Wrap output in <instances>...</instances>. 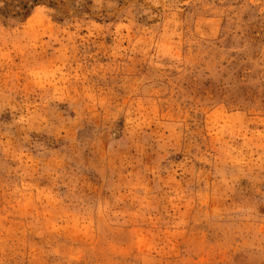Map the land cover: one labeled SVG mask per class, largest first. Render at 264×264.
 <instances>
[{"label":"rangeland","instance_id":"rangeland-1","mask_svg":"<svg viewBox=\"0 0 264 264\" xmlns=\"http://www.w3.org/2000/svg\"><path fill=\"white\" fill-rule=\"evenodd\" d=\"M0 264H264V0H0Z\"/></svg>","mask_w":264,"mask_h":264},{"label":"trees","instance_id":"trees-1","mask_svg":"<svg viewBox=\"0 0 264 264\" xmlns=\"http://www.w3.org/2000/svg\"><path fill=\"white\" fill-rule=\"evenodd\" d=\"M25 9H26V8H25ZM17 15H19V16H20V15H21V13H18Z\"/></svg>","mask_w":264,"mask_h":264}]
</instances>
